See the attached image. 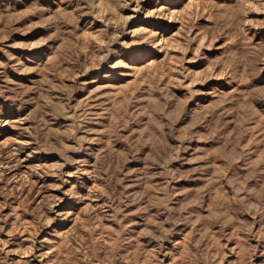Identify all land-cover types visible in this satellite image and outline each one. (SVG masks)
<instances>
[{
  "label": "rangeland",
  "instance_id": "obj_1",
  "mask_svg": "<svg viewBox=\"0 0 264 264\" xmlns=\"http://www.w3.org/2000/svg\"><path fill=\"white\" fill-rule=\"evenodd\" d=\"M196 233L264 264V0H0V264Z\"/></svg>",
  "mask_w": 264,
  "mask_h": 264
},
{
  "label": "crops",
  "instance_id": "obj_2",
  "mask_svg": "<svg viewBox=\"0 0 264 264\" xmlns=\"http://www.w3.org/2000/svg\"><path fill=\"white\" fill-rule=\"evenodd\" d=\"M134 238L132 239L134 240ZM149 239L152 241L151 238ZM204 240V235L198 233L181 237L174 243H172V237L166 236L163 240L154 241L152 248L139 251V248L134 246V251L132 250L124 260L120 259L118 264H192L195 261L198 264H208L211 260L208 248L211 246L205 244ZM175 251H178L177 255H175Z\"/></svg>",
  "mask_w": 264,
  "mask_h": 264
},
{
  "label": "bare ground",
  "instance_id": "obj_3",
  "mask_svg": "<svg viewBox=\"0 0 264 264\" xmlns=\"http://www.w3.org/2000/svg\"><path fill=\"white\" fill-rule=\"evenodd\" d=\"M35 255V254H34ZM163 264V263H162Z\"/></svg>",
  "mask_w": 264,
  "mask_h": 264
}]
</instances>
